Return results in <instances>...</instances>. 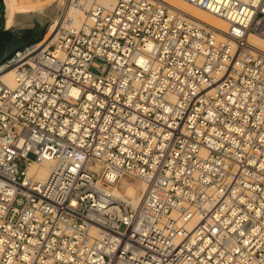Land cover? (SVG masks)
Instances as JSON below:
<instances>
[{
    "label": "built area",
    "instance_id": "2783aa9c",
    "mask_svg": "<svg viewBox=\"0 0 264 264\" xmlns=\"http://www.w3.org/2000/svg\"><path fill=\"white\" fill-rule=\"evenodd\" d=\"M184 1L225 36L163 0H68L0 66V264H264V0Z\"/></svg>",
    "mask_w": 264,
    "mask_h": 264
},
{
    "label": "bare ground",
    "instance_id": "6f19581e",
    "mask_svg": "<svg viewBox=\"0 0 264 264\" xmlns=\"http://www.w3.org/2000/svg\"><path fill=\"white\" fill-rule=\"evenodd\" d=\"M163 1L174 10L186 15L192 21L207 27L214 28L219 37H224L225 33L229 30V24L226 22V20L208 14L207 12L185 2L184 0ZM67 2L68 0H4L6 7V18H8L6 21V29L11 30L15 27H26L27 25H31L34 22L20 21V19L25 20L26 12L38 13L52 21L48 33L45 36V39L48 40L55 32L57 25L60 24L62 20V11L68 5ZM99 3L106 8H111L115 5V0H99ZM81 5V7L67 10L68 17L71 18L73 25L76 27H79L82 22L86 20L85 13L89 5L88 3ZM251 42L264 50L263 39L252 38ZM6 80L10 84L14 83V75L12 72H8L6 74ZM50 169L51 164L49 163H45L40 167L35 165L29 170V175L33 176L37 174L40 179H45L47 178ZM120 184L121 187L119 185L114 187L115 195L119 199L125 200L128 204L137 206L141 202L146 192V186L142 183H128L127 180H122ZM121 190H123V192H121ZM126 192H128L127 195Z\"/></svg>",
    "mask_w": 264,
    "mask_h": 264
},
{
    "label": "water",
    "instance_id": "95a60500",
    "mask_svg": "<svg viewBox=\"0 0 264 264\" xmlns=\"http://www.w3.org/2000/svg\"><path fill=\"white\" fill-rule=\"evenodd\" d=\"M7 20L8 18L0 16V25H3ZM20 21L34 22L36 28L27 30L25 35H16L0 27V33L13 35L11 40L0 42V66L5 64L6 60L13 58L18 50L24 51L29 46L42 41L50 22L48 18L33 12H26L25 20L20 19Z\"/></svg>",
    "mask_w": 264,
    "mask_h": 264
},
{
    "label": "rangeland",
    "instance_id": "374dc122",
    "mask_svg": "<svg viewBox=\"0 0 264 264\" xmlns=\"http://www.w3.org/2000/svg\"><path fill=\"white\" fill-rule=\"evenodd\" d=\"M0 16L6 17V7H5V4L3 3L2 0H0ZM59 20H60V16H59ZM51 24H52V21L50 20L49 25H48V28H47V32L44 34V38H45L46 34L48 33V30H49V27L51 26ZM27 26L26 27L25 26L15 27V28H13L11 30H8V31L11 32V33H13V34H16V35H25L27 30H34L36 28L35 23H33L31 25H27ZM0 27H3L4 29H6V22L3 25H0ZM44 38H43V40H44ZM97 63L98 64H101V65H104L105 64V62L102 61V60H97ZM94 73H100V72L97 69H95L94 70ZM127 181H128V183H133V184H135V183L138 184L139 183V182H134V181H129V180H127ZM120 183L118 185L121 187V184ZM121 192H123V190H121ZM127 193L128 192H126V195H127Z\"/></svg>",
    "mask_w": 264,
    "mask_h": 264
},
{
    "label": "trees",
    "instance_id": "16d2710c",
    "mask_svg": "<svg viewBox=\"0 0 264 264\" xmlns=\"http://www.w3.org/2000/svg\"><path fill=\"white\" fill-rule=\"evenodd\" d=\"M9 38H10V35L6 34V37L5 38H0V42H3L4 41H9ZM35 43V42H33Z\"/></svg>",
    "mask_w": 264,
    "mask_h": 264
},
{
    "label": "flooded vegetation",
    "instance_id": "af4514ba",
    "mask_svg": "<svg viewBox=\"0 0 264 264\" xmlns=\"http://www.w3.org/2000/svg\"><path fill=\"white\" fill-rule=\"evenodd\" d=\"M6 37V34H4L3 32L2 33H0V38H5ZM12 37H13V35L12 36H10V38H9V40H11L12 39ZM4 41V40H3Z\"/></svg>",
    "mask_w": 264,
    "mask_h": 264
}]
</instances>
